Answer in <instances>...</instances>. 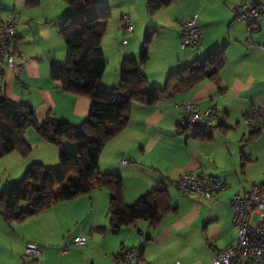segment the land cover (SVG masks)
Listing matches in <instances>:
<instances>
[{"label": "crops", "instance_id": "1", "mask_svg": "<svg viewBox=\"0 0 264 264\" xmlns=\"http://www.w3.org/2000/svg\"><path fill=\"white\" fill-rule=\"evenodd\" d=\"M244 0H177L150 15L146 0H98L110 11L101 42L106 67L101 81L116 87L120 64L137 57L150 33L148 60L142 66L146 90L163 88L170 73L203 60L215 50L224 51V64L216 79L163 94L154 104L132 103L126 126L102 148L98 169L119 175L126 204H134L156 186H163L170 211L156 226L146 220L109 227L110 194L104 186L89 193L53 203L21 222L7 223L0 215V264H113V257L130 246H141L149 264H213L216 251L237 240L231 224V199L241 188L264 182V130L251 131L246 110L264 100V19L246 42V24L235 19L234 7ZM69 12L63 0H0V22L16 20L15 50L28 62L21 74L0 64V97L32 106L39 122L48 116L80 125L88 115L90 99L63 90L50 77L53 65H64L66 48L60 34L62 18ZM128 15L133 32H124L120 19ZM197 17L203 41L196 50H184L179 22ZM16 55L15 62H21ZM200 109L214 106L220 116L209 135L178 126L184 105ZM30 152L12 151L0 157V191L16 182L32 163L58 165L60 147L26 129ZM78 143L63 140L65 151ZM124 159L125 163H120ZM182 172L213 174L227 181L214 198L183 196L176 189ZM4 177V183L1 179ZM87 236L72 245L75 236ZM43 247L39 259L25 256L27 243Z\"/></svg>", "mask_w": 264, "mask_h": 264}, {"label": "trees", "instance_id": "2", "mask_svg": "<svg viewBox=\"0 0 264 264\" xmlns=\"http://www.w3.org/2000/svg\"><path fill=\"white\" fill-rule=\"evenodd\" d=\"M69 12L62 18L60 34L66 48L64 65H53L50 77L60 82L64 91L90 99L88 115L80 125L48 116L36 119L34 109L26 103H14L0 97V157L17 151L26 157L30 148L24 141L26 129L32 128L42 139L60 147L58 165L49 168L32 162L19 181L0 191V215L7 223L21 222L53 203L69 200L104 186L110 194L109 227L118 233L122 226L146 220L156 226L170 211L166 188L156 186L134 204H126L119 175L102 173L98 160L103 146L127 124L132 103L154 104L165 93L216 79L224 64V51L209 52L201 61H194L168 75L163 88L146 90L142 66L148 60L150 36L137 57L124 58L120 64V83L108 86L101 77L106 60L101 42L109 19V9L98 0H63ZM177 0H146L150 15ZM259 29V25H258ZM204 136V135H203ZM63 140L78 143L73 151H65ZM22 202L26 204L21 207Z\"/></svg>", "mask_w": 264, "mask_h": 264}, {"label": "built area", "instance_id": "3", "mask_svg": "<svg viewBox=\"0 0 264 264\" xmlns=\"http://www.w3.org/2000/svg\"><path fill=\"white\" fill-rule=\"evenodd\" d=\"M235 19L246 24V42L252 44V35L264 19V0H244L234 7ZM18 14L0 22V64L10 67L21 74L23 65L28 60L15 50L16 20ZM124 32H133L134 24L128 15L120 19ZM180 41L184 50H196L203 41L202 28L197 17L192 16L179 22ZM264 48V46H262ZM21 57L16 63L15 57ZM185 113L178 121V126L200 135H209L216 126L220 112L214 107L200 109L195 103L184 105ZM246 126L251 131L264 130V100L258 101L244 114ZM120 163H125L122 159ZM176 189L183 196H201L214 198L227 187V181L213 174L182 172L176 180ZM231 224L237 231V240L215 252L213 264H264V182L250 188H241L232 199ZM87 236L79 234L72 240V245H83ZM43 247L37 243H27L24 254L32 260L39 259ZM141 246H130L113 257V264H149L142 257ZM175 264H180L176 261Z\"/></svg>", "mask_w": 264, "mask_h": 264}, {"label": "rangeland", "instance_id": "4", "mask_svg": "<svg viewBox=\"0 0 264 264\" xmlns=\"http://www.w3.org/2000/svg\"><path fill=\"white\" fill-rule=\"evenodd\" d=\"M149 36H150V33H147ZM145 37L143 36V39H144ZM144 44V43H143ZM57 167V166H56ZM23 175V174H22ZM22 177V176H21ZM21 177L17 180V181H19L20 179H21ZM4 178H6V177H4ZM4 178H3V176H2V174H1V179H2V181H3V183H4ZM1 181V180H0ZM3 186V184H2V182H1V184H0V188ZM25 206H26V204L24 203V202H22V204H21V207L22 208H25Z\"/></svg>", "mask_w": 264, "mask_h": 264}]
</instances>
